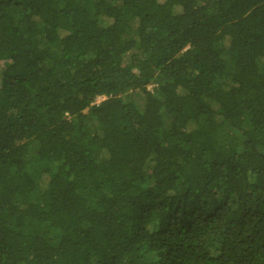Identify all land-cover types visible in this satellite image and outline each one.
Listing matches in <instances>:
<instances>
[{"label": "trees", "instance_id": "1", "mask_svg": "<svg viewBox=\"0 0 264 264\" xmlns=\"http://www.w3.org/2000/svg\"><path fill=\"white\" fill-rule=\"evenodd\" d=\"M0 264H264V0H0Z\"/></svg>", "mask_w": 264, "mask_h": 264}, {"label": "rangeland", "instance_id": "2", "mask_svg": "<svg viewBox=\"0 0 264 264\" xmlns=\"http://www.w3.org/2000/svg\"><path fill=\"white\" fill-rule=\"evenodd\" d=\"M179 11H180V8H177ZM149 90H152L153 89V86H149L148 88ZM131 98L136 101V102H139V104H141L143 102V97L140 96L139 94H136V93H133L130 95ZM101 100H103V98H99L98 99V102H100Z\"/></svg>", "mask_w": 264, "mask_h": 264}, {"label": "clouds", "instance_id": "3", "mask_svg": "<svg viewBox=\"0 0 264 264\" xmlns=\"http://www.w3.org/2000/svg\"><path fill=\"white\" fill-rule=\"evenodd\" d=\"M99 99V98H98Z\"/></svg>", "mask_w": 264, "mask_h": 264}]
</instances>
